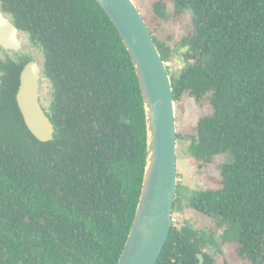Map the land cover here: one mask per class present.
Listing matches in <instances>:
<instances>
[{
    "label": "trees",
    "instance_id": "1",
    "mask_svg": "<svg viewBox=\"0 0 264 264\" xmlns=\"http://www.w3.org/2000/svg\"><path fill=\"white\" fill-rule=\"evenodd\" d=\"M1 1L43 45L55 133L43 142L27 128L16 101L20 67L8 66L0 92V264H117L146 158L131 57L96 0ZM168 2L174 18L191 17L179 41L189 64L170 76L174 100L186 94L211 108L186 135L187 154L199 166L226 153L232 160L190 199L192 210L216 218L210 231L171 226L155 264H176L177 246L181 264H197L187 242L214 243L221 227L226 259L264 264V0H153L143 18L165 62L170 50L155 32L170 17ZM179 196L177 185L174 207Z\"/></svg>",
    "mask_w": 264,
    "mask_h": 264
},
{
    "label": "water",
    "instance_id": "2",
    "mask_svg": "<svg viewBox=\"0 0 264 264\" xmlns=\"http://www.w3.org/2000/svg\"><path fill=\"white\" fill-rule=\"evenodd\" d=\"M115 26L133 63L142 95L146 158L135 215L117 264H155L172 226L177 193L174 93L167 65L133 0H96ZM30 32L19 28L0 0V47L16 49ZM43 47V45H42ZM43 55V51H42ZM29 62L22 69L16 101L30 132L40 141L54 138L50 117L54 85L45 69ZM200 262L202 256L199 254Z\"/></svg>",
    "mask_w": 264,
    "mask_h": 264
},
{
    "label": "rangeland",
    "instance_id": "3",
    "mask_svg": "<svg viewBox=\"0 0 264 264\" xmlns=\"http://www.w3.org/2000/svg\"><path fill=\"white\" fill-rule=\"evenodd\" d=\"M141 11L142 15H150L151 3L153 0H133ZM173 6L168 2L167 11L170 14L169 19L161 22L155 34L164 41L169 47L170 58L165 62L169 68V74L177 75L189 61H185L183 54L185 48L179 46V41L188 32L190 26V13L184 12L181 18L172 16ZM176 132L179 134L176 138V168L177 185L180 186L179 202L173 209L172 223L177 228L183 226L187 221L192 227L209 231L215 223L213 216L207 217L201 213L195 212L189 206L193 193L204 190L210 180L219 178L218 164L223 161H231L229 153L217 155L210 164L198 165V162L187 154L186 147L189 139L186 135L190 134L198 119L208 113L211 108L208 104L199 105L194 99L183 94L180 99L174 101ZM216 233L218 241L221 230ZM222 249V245L220 247Z\"/></svg>",
    "mask_w": 264,
    "mask_h": 264
},
{
    "label": "flooded vegetation",
    "instance_id": "4",
    "mask_svg": "<svg viewBox=\"0 0 264 264\" xmlns=\"http://www.w3.org/2000/svg\"><path fill=\"white\" fill-rule=\"evenodd\" d=\"M42 51H43V55H42ZM43 56H45V51H44V48L42 47V44L37 39L35 38L33 39L31 34L28 36V42H26L25 40H22L21 44L16 49L6 50L0 47V92H1L2 85H3L4 76H6L8 72V66L13 65L14 63L17 65V67H20V71H19V84H20V74H21L22 69L25 67V65L29 62H35L37 65H40L42 67V57ZM45 63H46V56H45ZM45 63H44L45 69L44 70L42 69L41 72L42 74L44 72L47 76H49L46 71ZM51 112H52V105H51ZM52 116H53V112H52ZM52 116L50 117V119L52 118ZM184 225H189L194 230L202 231L201 229L192 227L187 221H185ZM172 226L176 227L174 223H172ZM223 229L221 230V233ZM219 230L220 228L217 231L213 232L212 234L214 243H210L208 240H206L205 242L194 241L193 238L191 239V241L187 242V249L192 251L194 253V257L198 259L197 264H204V263L205 264H232L228 259H226L224 255V252L228 248V244L222 241L221 233H220L218 241L215 238L216 233ZM209 231H205V232H209ZM221 245H222V249L220 248ZM178 247L179 246H177V248L174 247L170 255L173 256L172 261L174 263L181 264L183 258L181 256V252L179 251L180 248ZM196 248H199L201 252L194 250ZM199 254L202 256L201 262L198 256Z\"/></svg>",
    "mask_w": 264,
    "mask_h": 264
}]
</instances>
